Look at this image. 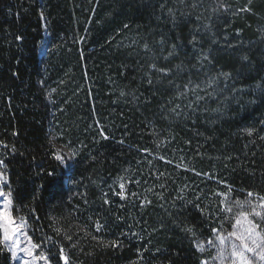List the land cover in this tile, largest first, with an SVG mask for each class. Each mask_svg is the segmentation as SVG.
Instances as JSON below:
<instances>
[{
	"label": "trees",
	"instance_id": "1",
	"mask_svg": "<svg viewBox=\"0 0 264 264\" xmlns=\"http://www.w3.org/2000/svg\"><path fill=\"white\" fill-rule=\"evenodd\" d=\"M262 122L264 0H0V169L51 264H200L220 194L264 196Z\"/></svg>",
	"mask_w": 264,
	"mask_h": 264
},
{
	"label": "snow or ice",
	"instance_id": "2",
	"mask_svg": "<svg viewBox=\"0 0 264 264\" xmlns=\"http://www.w3.org/2000/svg\"><path fill=\"white\" fill-rule=\"evenodd\" d=\"M249 3H251V0H249ZM192 7H196V5L193 4ZM220 9L227 10L228 6L224 5L223 3H220L219 7L213 9V11L215 12ZM238 11H250V8L246 6L243 9H239ZM169 14L172 15L171 9H169ZM39 15L42 21L46 19L43 11H41ZM125 27L128 26L125 25ZM208 27L209 25H205V28ZM15 39L22 40L23 37L16 36ZM195 41L196 37L193 36L192 41H190V43ZM143 47L145 50H148L147 44H145ZM175 49L176 45H173L172 51H170L168 53V56L164 57V59L167 60L170 57L174 56ZM198 59L201 61L211 62L209 60L208 54H202L200 57H198ZM244 59H247V57H244ZM175 67L178 70L181 69V65H176ZM150 69L162 74L163 76L169 75L172 71V69L168 68H158L155 63L150 65ZM221 75H223L225 79H227L229 76L228 73H221ZM211 82L212 81H210V83ZM148 83H152V80L150 78L148 80ZM169 83L171 84L172 82L169 81ZM190 83L191 81H189V84ZM188 87V84L184 85L185 89H188ZM195 87H199V85H196ZM192 90L194 91L195 88H193ZM121 95L123 96L125 95V93L121 92ZM177 95L178 97L184 96L185 93L180 92ZM133 99H135V97H133ZM202 99L203 97L197 96V103ZM179 107L180 105H176V107L172 108L170 111L174 112L176 115H180V113L176 111V109ZM188 107L191 108L192 104L189 103ZM245 131L249 135H252L255 130L245 129ZM100 135L103 139H108V137L102 130L100 132ZM261 139H264V137H261ZM5 147L7 146L5 145ZM12 151H15V149L13 148ZM75 157L76 152L73 150L69 151L67 157H65L62 153L55 154V158L57 159V161H60L62 164L74 161ZM69 166H71L70 163ZM3 167L4 162L3 160H0V168ZM52 174L53 173H49V175ZM120 180H123V177H121ZM5 181L6 177L3 171H0V182ZM119 188L120 191L117 192L116 195H119L121 199H125V184L123 182L119 183ZM11 195V192L4 193L3 191H0V197H3V206L0 207V245L6 248L12 257H15L18 252L25 253L28 257L31 258V261L26 262V264H36V261L38 260H43L45 262L49 261V256L46 255L44 252H41L39 256L34 255L35 250L39 248L40 245L35 244L32 241L31 237L28 236L27 232L25 231V229L28 227L27 218L21 217L17 220L8 211L9 206L12 204ZM135 195L136 194L134 193L133 196ZM220 195L225 196V200L221 201V208L224 212L232 214L234 212V209H239V211L235 214L234 222H232V217H228L229 222H231L232 230L227 232L226 235L222 233L218 228H212L211 231L214 235V240L209 239L207 241L208 246L215 249V254L210 257L212 264H216L217 261L222 262V264H264V227H261V224L264 223V196H259V194L249 191L247 193L248 199L244 201L235 200L234 202H228L226 194ZM253 196L256 197L258 203L253 202L251 200ZM105 203H108V201L105 200ZM144 203L145 201H141L142 206L144 205ZM245 209H251V211H247ZM256 218H259L260 222H256ZM101 227L102 226L99 224V222H97L96 230L100 231ZM183 230L195 236V230L192 227H186ZM57 232H59V229L57 230ZM21 237H24V240L26 241L24 247H21ZM67 238L71 239V237ZM93 239H96V237H93ZM98 242L101 244L105 243L103 240H99ZM193 244L197 251H205L204 242L193 241ZM105 246L115 248L121 245L118 240H113L107 242ZM59 255L60 259L64 261V264H69L68 257L64 254L63 248H60ZM200 264H209V260L201 259Z\"/></svg>",
	"mask_w": 264,
	"mask_h": 264
},
{
	"label": "rangeland",
	"instance_id": "3",
	"mask_svg": "<svg viewBox=\"0 0 264 264\" xmlns=\"http://www.w3.org/2000/svg\"><path fill=\"white\" fill-rule=\"evenodd\" d=\"M45 49H46V44L44 43V44H42V46L40 47V54H41V55L44 54ZM56 153H62L65 157H67L68 154H69V153L67 152V150H65L63 147H61V146H59V145L56 146ZM66 164H67V162H66V163H63L64 166H65ZM0 171H1V169H0ZM4 183H5V182H0V191H3L4 193H7V192H5V189H4ZM226 196H227V201H228V202H234L235 200H240V199L232 198V197L229 196V195H226ZM246 199H248V197L245 198V199H242L241 201H244V200H246ZM223 200H225V196H223ZM251 200H252L253 202L258 203V201L256 200V197H252ZM2 206H3V197H0V207H2ZM245 210H247V211H251V209H245ZM257 210H259V209H257ZM8 211H9L10 214H11V205L9 206ZM238 211H239V209H234V212H233L232 214L227 213V214H228V217H232V222H234L235 214L238 213ZM11 215H12V214H11ZM15 219H17V218H15ZM17 220H18V219H17ZM227 221L229 222V219H228V218H227ZM256 222H260V221H259V218H256ZM261 227H264V223L261 224ZM218 229H219L222 233H224V234L226 235L227 232H229V231L232 230L231 222L225 224L224 226H222V227H220V228H218ZM25 231L27 232L28 236H30L29 233H28V228H26ZM209 239H213V240H214V235H213L211 238H209ZM209 239H206V240L202 241V242H204V248H205V251H203V252H204L205 254H207V259H205V260H209V264H212V261L210 260V257H211L212 255L215 254V249H213V248H211V247L208 246L207 241H208ZM21 241H22V243H21V247H24L25 244H26V241L24 240V237H21ZM32 241H33V240H32ZM5 250L7 251V253L9 254V256H10V258H11V264H26V262H30V261H31V258L28 257V256H27L25 253H23V252H18L17 255H16L15 257H12L11 254L8 252V250H7L6 248H5ZM40 253H41V251H39V249L37 248V249L35 250V252H34V255L39 256ZM36 264H51V263H50L49 261L45 262V261H43V260H38V261H36ZM216 264H222V262L217 261Z\"/></svg>",
	"mask_w": 264,
	"mask_h": 264
}]
</instances>
